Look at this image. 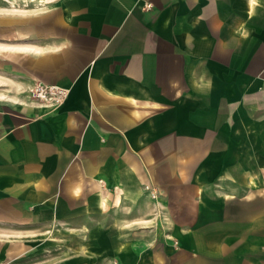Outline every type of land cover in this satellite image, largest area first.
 <instances>
[{
  "label": "crops",
  "instance_id": "1",
  "mask_svg": "<svg viewBox=\"0 0 264 264\" xmlns=\"http://www.w3.org/2000/svg\"><path fill=\"white\" fill-rule=\"evenodd\" d=\"M12 1L0 264H264V0Z\"/></svg>",
  "mask_w": 264,
  "mask_h": 264
},
{
  "label": "built area",
  "instance_id": "2",
  "mask_svg": "<svg viewBox=\"0 0 264 264\" xmlns=\"http://www.w3.org/2000/svg\"><path fill=\"white\" fill-rule=\"evenodd\" d=\"M28 94L30 98L38 100L48 107H58L66 100L68 89L58 85L37 82L29 89Z\"/></svg>",
  "mask_w": 264,
  "mask_h": 264
},
{
  "label": "rangeland",
  "instance_id": "3",
  "mask_svg": "<svg viewBox=\"0 0 264 264\" xmlns=\"http://www.w3.org/2000/svg\"><path fill=\"white\" fill-rule=\"evenodd\" d=\"M11 1L12 0H0V7H2V8H5V7H8V8H10V6H11ZM10 2V3H9ZM13 2V1H12ZM25 2H27V1H25ZM25 2H23L22 0H16V6H18V7H23L25 4ZM13 4H14V2H13ZM28 5H30V3L28 2L27 3ZM36 5V3H33V5ZM4 10V9H3ZM6 11H9V10H7V9H5Z\"/></svg>",
  "mask_w": 264,
  "mask_h": 264
},
{
  "label": "bare ground",
  "instance_id": "4",
  "mask_svg": "<svg viewBox=\"0 0 264 264\" xmlns=\"http://www.w3.org/2000/svg\"><path fill=\"white\" fill-rule=\"evenodd\" d=\"M38 2H41V0H38ZM15 5L13 4V2L11 1V7H14Z\"/></svg>",
  "mask_w": 264,
  "mask_h": 264
},
{
  "label": "snow or ice",
  "instance_id": "5",
  "mask_svg": "<svg viewBox=\"0 0 264 264\" xmlns=\"http://www.w3.org/2000/svg\"><path fill=\"white\" fill-rule=\"evenodd\" d=\"M255 2V0H253V3Z\"/></svg>",
  "mask_w": 264,
  "mask_h": 264
}]
</instances>
